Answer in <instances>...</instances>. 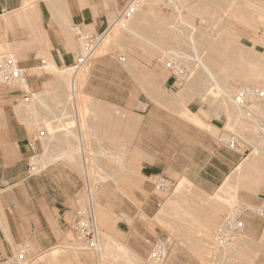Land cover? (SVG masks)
Listing matches in <instances>:
<instances>
[{
  "label": "crops",
  "instance_id": "crops-1",
  "mask_svg": "<svg viewBox=\"0 0 264 264\" xmlns=\"http://www.w3.org/2000/svg\"><path fill=\"white\" fill-rule=\"evenodd\" d=\"M124 3L125 0H0V18L7 24L18 20L32 34L30 40H4L0 47L9 50V55H13L26 70L29 88L41 93L51 85L45 74H41L48 63L59 68L74 62L77 52L74 38L77 37L73 27L80 25L86 32L87 27L93 33H100L117 16L119 6ZM156 8L149 6L144 13H137L134 17L136 26L132 28L113 27L108 34L111 40L107 51L96 55L89 69L91 71L96 59L100 58L86 93L95 102L104 103L89 107V112L94 115L86 121L87 142L95 145L97 150L112 147L117 162L127 160L130 164L126 173L115 174L120 179V186L114 183L116 194L111 200L106 193L113 194L112 190L104 191L101 196L98 194L97 220L102 231L105 226L118 233V240L126 251L148 258L155 242L169 234L156 217L171 210L169 201L164 202L165 197L155 191L151 179L161 174L172 183L178 179L184 181L185 185L174 191L180 189L174 200L181 205H185L184 193L192 184L198 200L186 208L188 216L179 223L172 264H202L206 243L223 210L219 202L216 204L208 198L218 191L247 155L222 139L218 121L223 116L218 120L208 119L203 114L207 106L202 100L170 95L169 92L178 88L169 71L157 72L162 89L149 84L142 87L137 74L125 66L124 56H105L112 45L121 46V29L137 32L142 23L149 22L148 18ZM168 20L163 18L153 24L163 34V42L171 38ZM69 26L74 37L70 36ZM0 32H4L3 28ZM33 42L40 46L27 53L24 46ZM151 44L162 51L168 47ZM102 45L103 42L98 51ZM39 51L47 59L38 57ZM21 96L19 88L0 89V264L15 254L21 244L27 243L33 256L51 251L50 264H100L98 255L96 260L92 254L57 258L55 250H62L58 244L65 240V234L71 228L70 221L75 219V199L77 195H83V179L76 168L66 163L67 158L59 156L60 150L55 143L50 159H41L44 161L41 171L31 172L33 152L29 142L38 129L28 119L21 118L17 108ZM45 147L46 140L43 139L37 144L39 155H43ZM263 169L264 164L248 166L237 179L238 200L247 206H258L256 203L260 198L241 196V192L247 186L256 188L259 178H251V173L256 170L264 177ZM243 176L249 180L241 186L239 179ZM253 214L258 215L247 210L243 216L246 236L250 240L256 239L262 231L261 218ZM167 223L170 224V217L164 215L162 224ZM32 260L29 259L28 264H32Z\"/></svg>",
  "mask_w": 264,
  "mask_h": 264
},
{
  "label": "rangeland",
  "instance_id": "rangeland-1",
  "mask_svg": "<svg viewBox=\"0 0 264 264\" xmlns=\"http://www.w3.org/2000/svg\"><path fill=\"white\" fill-rule=\"evenodd\" d=\"M166 4V0H143V7L138 14L146 10V7H157L155 12L148 18L149 22L142 23V26H139L137 32L136 30L130 32L121 29V46L116 44L112 45L111 50L105 56H124L126 58L124 61L125 66L129 71L137 74L140 86L145 87V84H149L150 86L154 85L156 89L163 88L162 82L157 74L158 70H162L165 73L168 71L165 67L168 56L164 52L179 51L188 57L191 63H194V56L200 57L210 69L212 76H215L213 77L219 83L220 88L216 87V81L210 79L208 71L204 70L200 61H197L195 75L174 92H169L170 95L182 97L186 95L191 99L196 98L202 100L207 106L206 111L203 112L204 116L208 119L214 118L217 120L223 116L218 121L220 126L219 132L222 133L223 140L228 142L231 137H236L237 148L244 152L245 155L257 146L261 152L251 156V161L256 158L264 160V136L262 135L261 137L259 132V124H264V99L253 104L250 103V107H246L244 110L239 109L232 99L233 94L236 93L235 91L242 86L249 85L255 87L259 84L258 81L249 79L251 69L259 68L264 72V16H257L259 12L264 13V0H183L171 4L172 8L166 6ZM173 8H176L177 11ZM120 9L121 7L119 6ZM134 17L128 21L120 22L119 25L127 28L136 26L134 24ZM163 18L169 19L168 27H170L171 34V38L165 40L166 42H163V38H161L163 34L160 33V30L154 28L153 25L156 21ZM172 25H175L179 31L171 28ZM0 27L4 30L3 33L0 32V39H2L0 43H3L4 40L11 42L30 40L32 37L29 28L18 20L7 24L1 17ZM69 27V32H71L70 36L74 37L71 26ZM86 30L89 33L94 32L87 27ZM144 38L154 44H165V47L167 45L168 47L163 51L159 50ZM74 41L76 51H78L79 43L77 42V38H74ZM32 45L27 44L24 46L27 53L37 46H40L38 42H33ZM106 46L108 47V45ZM105 51H107V48L106 50L103 49V51L98 52L97 55ZM9 52L5 47H0L1 57L9 56ZM38 57L47 59L41 51L38 52ZM98 59L100 58L96 59L91 71H89L90 68L84 66L77 75L76 73L73 74L74 68L71 67L72 64L68 65L71 70H65L67 69L66 66H59L60 71H64L62 74H59L60 77L57 73H49L46 70H42L41 74H45V79L51 81V85L40 93L46 104L41 105L36 97V99L32 98L33 102L28 105L24 101L23 96H21L17 108L21 118L28 119L34 125L33 127L35 129H45L48 131L49 135L44 139L46 140V147L41 159L46 157L50 159V155H52L54 148H56L55 143L60 150L58 151L60 153L59 156L67 158L66 163L76 168L83 182H85V177L81 175L82 151L80 150L81 146L79 143L81 136L83 138H81V141H83V145L82 143L81 145L82 148L84 146L87 153L86 157L90 165V170L94 175L93 178L96 179V184L100 186L98 194L101 196L104 191L112 190L113 194L108 195V192L106 193L108 199L111 200L113 195L116 194L114 183L117 182L118 186H120V179L116 178L115 174L121 172L126 173L130 169V164L127 160L122 163L120 161L117 162L114 159L112 147L106 150H97L95 145L87 142L89 141V136L87 134L86 121L90 116L94 115L89 112V107L104 103L101 101L95 102L86 93L90 77L96 67ZM74 75L76 76L74 82L78 85L76 95L79 97L78 95L83 94L84 99L83 104L78 106L79 120H77L75 108L70 103H67V97L69 92L71 93V89L66 78L70 77V81H73L72 77ZM146 78H153V80L149 81ZM210 80L211 84L209 83ZM260 80H264V76ZM1 89L12 90L14 87ZM224 89L230 93V96H224L222 92ZM246 111L251 116L246 117L243 113ZM67 148H69L67 150L69 155L66 152ZM61 150L63 153H61ZM50 161L53 162L54 160ZM262 171L264 173V169ZM237 177L239 175L234 172L232 185L228 186V191L226 192L230 196H227L225 193L227 196L226 200L218 198L215 195L217 191L208 198V200L216 202V204L219 202L223 210L219 216L218 223L214 227V232L210 236V240L206 243L205 255L201 259L202 264H211L210 256L215 231L229 211L236 206L234 204L238 200V197L234 198L233 193L236 189L235 186H237ZM251 178H259L256 188H250L248 186L243 188L244 190L241 192V196L242 194H247L254 198H260V202L256 203V205L264 206V177L260 176L258 171L254 170L251 173ZM151 180L154 183V178ZM239 180L241 186H243L242 183L246 185L249 179L243 176ZM179 181L180 179L173 182V190ZM178 187L182 186L179 185ZM179 190L173 192V194L166 195L155 189L158 194L165 197L164 202L169 201V206L171 207L170 211L162 212L156 217L157 222L169 231V234L167 233V235L160 238L169 237L172 241L167 259L164 262H157L149 260L147 257L142 258L131 254L119 242L118 233L114 229L112 230L103 226V231L105 232L103 235V243L104 248H106V252H103V258L106 259V264H172L174 260L173 252L177 244L176 233L178 232L179 223L188 216L186 208H190L193 206L194 201L198 200L196 198V188L192 184H189L184 193L186 197L184 201L185 205L178 204L174 200V196L179 193ZM74 207L75 209L77 207L76 199ZM95 207L97 212L99 210L98 203L95 204ZM164 215L168 218L170 217V224H162ZM253 216L261 218L262 231L260 235L256 236V239L251 238L252 240L248 239L250 238L249 236H246L247 238L239 241L232 251L234 257L232 256L233 259L228 264H264V217L255 214ZM72 221L73 218L70 222L72 223ZM65 236V240L58 244L61 246L62 252L59 251L56 254L57 258L64 259L67 256L92 254L98 260L97 254L94 251L79 250L81 244H79L77 235L73 229L70 228ZM246 250L247 254L245 253ZM50 252L42 256H34L32 264H50Z\"/></svg>",
  "mask_w": 264,
  "mask_h": 264
},
{
  "label": "built area",
  "instance_id": "built-area-1",
  "mask_svg": "<svg viewBox=\"0 0 264 264\" xmlns=\"http://www.w3.org/2000/svg\"><path fill=\"white\" fill-rule=\"evenodd\" d=\"M141 7V0H125L124 5L116 16L115 22L118 23L130 20L139 12ZM109 28L110 24L100 33H88L80 25H75L79 47L72 64L74 71L91 64V62L95 60V50L99 44L100 37ZM165 67L170 72L173 78V84L176 88H180L185 84L186 81L191 78L194 71L192 65L181 58L168 57L165 62ZM23 77H27V72L21 67L18 61H15L14 58L10 56H0V89L6 87L19 88L22 92L24 101L28 103L32 98L31 91L18 87V81ZM74 78L75 76L72 77V79ZM234 98L239 104H249L255 99L263 100L264 91L258 89H240L235 94ZM44 136L45 130L39 129L30 140L29 147L33 152L32 159L38 156L37 144L41 142ZM229 144L231 147L237 148V143L234 141H229ZM83 161L86 180L83 182L81 190L86 188V191L82 198H76L77 207L75 209V219L70 227L76 233L79 244H81L83 248L88 250L93 249L99 252L103 235L95 215L94 198L92 196V191L90 190L91 181L88 170L89 164L85 155ZM30 170L32 173H36L34 172L36 170V165L32 163V160ZM153 178L156 190H159L166 195L172 193V184L168 177L157 174L153 176ZM260 212L261 215H264V207L261 208ZM244 214L245 213L241 207H236L233 213L226 216L217 227L210 256L211 264H218L222 259L225 260V262L231 260L230 254H227L226 251L233 246L236 238L246 230V222L243 219ZM171 245V238H159L155 242L148 259L157 262L163 261L168 256ZM32 258L34 259V256L31 255L30 246L23 244L17 254L15 253L4 259L1 264H25V261Z\"/></svg>",
  "mask_w": 264,
  "mask_h": 264
},
{
  "label": "bare ground",
  "instance_id": "bare-ground-1",
  "mask_svg": "<svg viewBox=\"0 0 264 264\" xmlns=\"http://www.w3.org/2000/svg\"><path fill=\"white\" fill-rule=\"evenodd\" d=\"M29 1V0H28ZM142 1V7H143V0H141ZM167 1V4H166V6H169V7H171L172 8V5L171 4H174L175 2H181V1H183V0H166ZM141 7V8H142ZM262 8V7H261ZM174 10H176L177 11V9L176 8H173ZM141 10V9H140ZM139 10V11H140ZM143 13L145 12V10H143L142 11ZM119 13V12H118ZM118 15V14H117ZM258 17H263L264 16V13H261V12H259L258 13V15H257ZM115 19H116V17L112 20V18H111V23H110V28L100 37V40H99V44L97 45V48H96V50H95V57H96V55H97V53L98 52H101V51H103V49L104 50H106V48H107V46L105 47V45H108L109 44V42H110V37L108 36V34H109V32L111 31V29L113 28V27H115L116 25H119L120 24V22H118V23H116L115 22ZM136 24V23H135ZM171 28H173V29H176V26L175 25H172L171 26ZM73 30H74V32L76 33V29H75V26L73 27ZM176 30H178V28L176 29ZM179 31V30H178ZM102 42H103V47L101 48V50H99L98 51V49H99V47H100V45L102 44ZM218 42V41H217ZM221 42H222V39H221ZM98 51V52H97ZM165 54H166V56H168V57H173V58H181V59H183V60H185V61H187L188 63H190L191 65H192V69L194 70L193 71V75L191 76V78L195 75V73H196V68H197V61H200V64H202V66H203V68H204V70H206V71H208V75H210V79H213V80H215L214 79V77L212 76V73H211V71H210V69L208 68V66H206V64L201 60V58L200 57H197V56H194L193 57V60H194V63H191V62H189V58L188 57H186V56H184L181 52H179V51H167V52H164ZM10 57H12V58H14V60L15 61H17L16 60V58L13 56V55H9ZM190 58H192V57H190ZM195 58V59H194ZM210 59H212V58H210ZM90 66H91V64H88V65H86L85 67H88V68H90ZM72 67V66H71ZM84 67V66H83ZM67 69H65V70H71V68L70 67H66ZM73 68V67H72ZM45 69H46V71H48V72H51V73H57L58 75L59 74H62L64 71H60V69L57 67V65H54L53 63H48L47 65H46V67H45ZM44 69V70H45ZM81 69V68H80ZM80 69L79 70H76V71H74L73 70V74H75L76 73V75L79 73V71H80ZM59 72V73H58ZM170 73V72H169ZM75 76V75H74ZM262 76H264V72H262V69H259V68H255V69H251L250 70V75H249V79H251V80H255V81H258V85L257 86H255V87H252V86H249V85H245V86H242L241 88H239L238 90H236L235 92L237 93L240 89H258V90H262V91H264V80H260L261 78H262ZM59 77H60V75H59ZM75 78H76V76H75ZM75 78L73 79V81H70V77L69 78H66L67 79V81L69 82V84H70V89H71V93L69 92V94H68V97H67V103L69 104H71L74 108H75V112L77 113V120H79V116H78V113H79V109H78V106L79 105H81V104H83V101H84V99H83V94L82 95H78L79 97H77V95H76V91L78 90V85H77V83H75L74 81H75ZM191 78H189L187 81H186V83L191 79ZM59 79H61V78H59ZM212 80V81H213ZM216 81V87H218V88H220L219 87V83H217V80H215ZM211 82V80L209 81V83ZM211 84V83H210ZM184 85V84H183ZM221 85V84H220ZM18 86L19 87H21V88H24V89H27V90H29V91H31V93H32V98L33 99H36V97L38 98V102L41 104V105H44V104H46V102H45V100L43 99V97H42V95L39 93V92H33L30 88H29V86L27 85V83H26V77H23V78H21L19 81H18ZM215 86V85H214ZM221 90V89H220ZM222 92H223V94H224V96H230V93L229 92H227V90L226 89H224V90H222ZM234 93V92H233ZM235 93V94H236ZM235 94H233V97H232V99H233V102H234V104L239 108V109H241V110H244V108H246V107H250V103L249 104H239L236 100H235ZM32 98H31V100L28 102V105L31 103V102H33L32 101ZM225 98V97H224ZM231 98V97H230ZM264 99V98H263ZM259 101H261V100H259V99H255L253 102H252V104L253 103H256V102H259ZM27 104V103H26ZM254 106V105H253ZM251 108H252V106H251ZM253 109V108H252ZM252 109H250V111H252ZM244 113V115L246 116V117H249V116H251L250 115V113H248L247 111L246 112H243ZM243 116V115H242ZM253 119V118H252ZM259 128H260V130H259V132H260V134H261V137H262V135L264 136V124L263 123H260L259 124ZM39 130V129H38ZM37 130V131H38ZM45 130V129H44ZM37 133V132H36ZM49 134H48V131L47 130H45V136L42 138V140L43 139H46L47 138V136H48ZM80 136V135H79ZM81 136H80V146H81V162H82V172H83V176L85 177V173H84V164H83V158H84V155L85 156H87V153L85 152V150L82 148V145H81V143H82V141H81ZM260 138V137H259ZM229 141H234L235 143H237V139H236V137H231L229 140H228V143H229ZM259 147V146H258ZM253 148V147H252ZM261 151H260V149H258L257 148V146L255 147V148H253L252 150H251V152H249L248 154H247V157L243 160V162L242 163H240L238 166H237V168L227 177V179L225 180V182H224V184L219 188V191H217L216 193H215V195L218 197V198H220V199H223V200H226L227 199V196L229 195V194H227L226 192L228 191V186H230V185H232L231 183H232V178H233V175H234V172H236V174L237 175H240L241 174V172L245 169V168H247L248 166H250V167H255V166H257V165H260V164H264V160L263 159H254V160H252L251 161V156H253L254 154H259ZM87 161V160H86ZM42 161H41V155H39V153H38V156H36L34 159H32V163L34 164V165H36V170L34 171V172H36V173H33V174H37V173H39L40 171H41V163ZM88 164H89V162H88ZM88 170H89V176H90V181H91V186H90V190L92 191V196H93V198H94V210H95V215H96V218L98 217V215H99V210L96 212V207H95V204L96 203H98V191H99V187L100 186H98L97 184H96V179H94L93 177H94V175L92 174V172H91V170H90V165H88ZM93 175V176H92ZM238 178V177H237ZM85 180H86V178H85ZM184 180V179H183ZM181 182V181H180ZM236 182V181H235ZM234 182V183H235ZM237 183V182H236ZM235 183V184H236ZM171 184H173L172 182H171ZM183 185H185V182L183 181V182H181V184H180V186H183ZM177 187H178V184L176 185V188L174 189V190H172V193L177 189ZM235 192L233 193V195H234V198H236L237 197V193H238V189H237V186H235ZM86 191V188L85 189H83V195H84V192ZM227 194V196H226V194ZM82 195V196H83ZM82 196H80V198H82ZM230 196V195H229ZM233 199V198H232ZM236 205V206H235ZM234 206H235V208L236 207H241L242 209H243V212L245 213L247 210H252V211H254L255 213H257L258 215H260V216H264V215H261V212H260V210H261V208L262 207H264V206H247L245 203H243V202H241L240 200H237L236 202H235V204H234ZM234 207L229 211V213L227 214V216L228 215H230V214H232L233 213V211H234V209H235ZM102 230V229H101ZM102 235H104V232L102 231ZM244 238H246V232L244 231V233L243 234H241L240 236H238L237 238H236V240H235V242H234V244H233V246L229 249V250H227L226 251V253L227 254H230L231 256V260L230 261H227V262H225V260H221L218 264H228L229 262H231L232 261V256L234 257V255H232V251H233V249H234V246L239 242V241H241L242 239H244ZM103 240V239H102ZM23 244H21L20 246H19V249L21 248V246H22ZM27 246H29L28 245V243L26 244ZM58 249V250H57ZM55 251H57V253L59 252V248H57ZM79 249H81V250H88V249H85V248H83L82 246H81V248L79 247ZM19 251V250H18ZM18 251L16 252V254L18 253ZM54 251V252H55ZM61 252H62V250H60ZM90 251H94L97 255H98V257H99V261H100V264H106L105 263V260H104V258H103V252H104V246H103V242L101 241V249L99 250V252H100V254H99V252L97 251V250H90ZM56 253V252H55ZM167 258V257H166ZM165 261V259L163 260V261H160V262H164ZM21 262V261H20ZM29 261L27 260V261H25L24 263L26 264V263H28Z\"/></svg>",
  "mask_w": 264,
  "mask_h": 264
}]
</instances>
